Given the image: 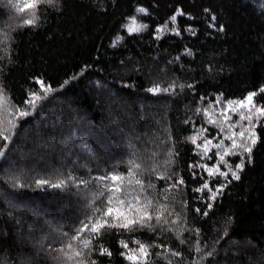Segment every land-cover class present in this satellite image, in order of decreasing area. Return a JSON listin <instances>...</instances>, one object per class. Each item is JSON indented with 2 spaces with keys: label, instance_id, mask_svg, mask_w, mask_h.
I'll use <instances>...</instances> for the list:
<instances>
[{
  "label": "trees",
  "instance_id": "obj_1",
  "mask_svg": "<svg viewBox=\"0 0 264 264\" xmlns=\"http://www.w3.org/2000/svg\"><path fill=\"white\" fill-rule=\"evenodd\" d=\"M26 2L0 0V128L12 133L0 264H264V116L253 123L246 101L264 108V0H40L17 12ZM110 174L123 179H95ZM145 205L148 226L86 230L90 248L72 255L81 221Z\"/></svg>",
  "mask_w": 264,
  "mask_h": 264
},
{
  "label": "snow or ice",
  "instance_id": "obj_2",
  "mask_svg": "<svg viewBox=\"0 0 264 264\" xmlns=\"http://www.w3.org/2000/svg\"><path fill=\"white\" fill-rule=\"evenodd\" d=\"M40 0H29V2L24 3L22 6H20L19 4H17L16 10L17 12H24L28 9H34L37 5V3H39ZM48 3H51L52 0H47ZM138 11L143 12L144 9H139ZM178 15H182V13L177 10V13L175 15H173L172 17H170L171 22L175 23L176 21V17ZM34 23V18L33 19H26L24 20V24L28 25V24H33ZM133 28H129V31H133ZM157 31L159 32L160 29H157ZM175 31V29H174ZM120 37H117V41H119ZM114 41V44L117 42ZM190 54V53H189ZM38 83H41L40 81H37ZM67 83V81L65 82ZM42 87H44L43 84H41ZM48 91H51L50 88H45V94H47ZM149 92L155 94L157 92L160 91V88L154 87V88H149L148 89ZM164 91H168V89H164ZM261 91H264V89H261ZM255 93H250L248 95V97L246 98V101L248 103L249 106L254 107V105H252V100L253 97L255 96ZM40 99H42V97L36 95V94H31L30 98L28 100L25 101V103L29 104L31 107L35 108L37 101H39ZM6 101V97L3 96L2 94V90H0V105H2L4 102ZM244 105V102H241V106ZM17 111L19 112V117L23 118L26 116L31 115L30 112L25 111V110H20L17 109ZM255 111L257 113L258 116H264V108H255ZM241 119H249L251 120L252 117L249 115L247 117L242 116ZM8 123L11 125L12 129L16 128V124L12 121H8ZM241 135H243V133H241ZM193 139V143H195V138ZM0 140L4 141L5 143L3 144V147H0V158L4 157L6 154V150L9 148V144L12 140V133L8 128H0ZM256 139L252 138L251 139V145L254 146L256 144ZM207 143H211L210 141H207ZM233 147H236L235 142L233 143ZM206 150V149H205ZM90 151V149H89ZM244 151L251 153L252 151V147L251 146H245L244 147ZM225 155H227V153H225ZM221 161H223V156L220 157ZM251 159V157L249 156V160ZM129 163H133L132 161H130ZM135 167L139 168V165H135ZM243 168V163L236 165V169L237 170H241ZM214 170H209V175H213ZM220 175H226L225 173L221 172ZM231 175L233 177V179H239V176L237 174V171H232ZM72 177L69 176V179H71ZM98 181H103V180H111L113 182H116L118 180H122L123 178L120 176H117L115 174H110L109 176H98L95 178ZM37 185H43V184H48L49 182L47 180H37ZM80 183H84L87 184L88 181H81ZM137 184H140L141 181L137 180L136 181ZM180 183H182V181H180ZM18 186V185H17ZM66 186V182L65 180H60L57 183H52L50 184V187H52L53 189H61L64 188ZM204 188H208V184L205 183L203 185ZM109 190H113L111 189V187L109 188ZM114 191L119 192L120 188L116 187L114 189ZM196 191H200V189H196ZM102 194V193H101ZM217 193L216 192H212V198L214 199L216 197ZM109 204H111L112 202V197L110 196L109 198ZM151 202H149L150 204ZM119 204L123 205L124 201L120 200ZM132 205L129 204V207H131ZM117 213V216L114 218V222L109 221L107 219V217L112 216L113 212ZM206 214V213H205ZM152 219V216L149 215L147 213V205L144 206V211L141 214H138L137 217H129L128 215H126L124 212L120 211L119 208L114 209L113 207H108L106 212H103L99 217H97V219L95 221H92L91 218H89L88 223H85L84 221H81V227H79L78 229H76V235L72 237L73 240H79L81 245H82V249L81 250H74L72 255L73 256H82L83 255V249H88L90 248L91 245V240L90 239H82L80 237V234L85 232L86 230L90 231L94 236L95 235H99L100 231L104 228V227H121L124 229H129L137 224H139L140 226H148L147 222L150 221ZM161 217L159 215H157L156 220L159 223ZM183 242V241H181ZM122 246L127 248V244H123L122 242ZM68 248H72L73 246L71 244L67 245ZM57 251H62V250H57ZM101 254H109L107 249L101 248ZM139 253L143 254L144 256H147V246H145L144 244H140L139 245V249H138ZM197 251H199V249H197ZM123 255V253H122ZM172 255L177 256L179 255V253L173 252ZM209 255H211V253H209ZM128 260H136L138 259V257L134 254H129L126 257ZM68 259H72V256H68ZM80 264H83V261L80 262ZM92 264H95V262L93 261ZM196 264H199V262H196Z\"/></svg>",
  "mask_w": 264,
  "mask_h": 264
},
{
  "label": "rangeland",
  "instance_id": "obj_3",
  "mask_svg": "<svg viewBox=\"0 0 264 264\" xmlns=\"http://www.w3.org/2000/svg\"><path fill=\"white\" fill-rule=\"evenodd\" d=\"M251 109H252V111H253V113H254V117H253V123H254V122H255V119H256V118H255V115H256L257 113H256V111H255V107H252V106H251ZM73 135H74V134H73ZM72 137H73V136H72ZM78 138H79L78 136H75L73 139L78 140ZM119 144H120V145H122V144L125 145V141L122 140V143H121V141H119ZM240 150H243V149H240Z\"/></svg>",
  "mask_w": 264,
  "mask_h": 264
}]
</instances>
